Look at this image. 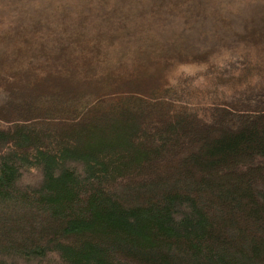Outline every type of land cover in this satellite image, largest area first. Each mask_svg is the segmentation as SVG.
Here are the masks:
<instances>
[{"label":"trees","instance_id":"obj_1","mask_svg":"<svg viewBox=\"0 0 264 264\" xmlns=\"http://www.w3.org/2000/svg\"><path fill=\"white\" fill-rule=\"evenodd\" d=\"M95 2L57 18L80 39L0 27V264H264V4L149 3L168 34L139 69L89 55L123 21Z\"/></svg>","mask_w":264,"mask_h":264},{"label":"rangeland","instance_id":"obj_2","mask_svg":"<svg viewBox=\"0 0 264 264\" xmlns=\"http://www.w3.org/2000/svg\"><path fill=\"white\" fill-rule=\"evenodd\" d=\"M28 2V0H25ZM38 3H0V7L4 6V11L10 13V15H7L3 19L0 18V27L4 30L6 27H13V17L15 13H17L19 8H22L25 13L28 14V21H25L24 23L29 24L28 28L31 27L30 25H41L42 35H47V39L50 35H48L47 30L50 26H54V32L52 33L51 38L58 39L59 40H65L66 37L70 36L72 34V38L80 39L81 33H80V25H75L73 28L74 30L72 32H66L63 31V35H56L58 32V26L57 25H65L67 20L64 21H58L57 18H63L64 14L68 18L69 15L66 13V11L75 12L76 7H82L84 9H90L91 7L94 9L99 8L100 3H96V0H61L63 6H66V9L64 10V7H61V11L63 10L64 13H60L56 10V5L60 0H49V2L52 1V3H41V2H48V0H34ZM162 0H113V3L105 4L103 7H106V9L110 10L111 17H122L123 21L120 24V29L115 32V34H118V38L116 40H112L111 44L112 46L109 47L108 51L105 50V48H102L103 44H99V41L103 38H110L111 32L108 30L105 31V34H101L98 31L97 28H88L86 29V32H89V37L93 39H98L96 41L97 50H90V54L92 58L96 59L99 57L101 59L102 54H105L104 56V62L107 64L108 67L111 66H118L122 65L124 67H134V68H143L145 66L150 65V59H152L151 54L148 55L146 52H148L149 49H156L155 53L157 56H159V38L164 39L167 37L168 32L164 29H154L151 30L149 28L150 25H154L159 23V17L156 18V15H152L153 19H149L146 21L145 19H141L143 17H147L153 13H157L159 15V5L155 6V8H152L149 3H159ZM166 1V0H164ZM170 1V0H168ZM55 2V3H54ZM66 2V3H65ZM85 3V4H84ZM204 3H208L209 5L213 4L215 8H219L221 10H225L226 12H231L233 15L238 16L242 14L245 10L252 11L249 7H256L258 4H264V0H204ZM264 6V5H263ZM147 8L148 10L144 11ZM38 10H41V12L44 13V15H38L35 12H38ZM87 12L86 10H84ZM97 11V10H95ZM88 14V13H85ZM226 14V13H225ZM225 14L221 17H219L223 22L225 21ZM80 13H75V16L78 17ZM12 17V18H10ZM39 17V18H38ZM72 19L75 21L74 16L72 15ZM94 17V16H92ZM151 18V17H150ZM92 19H95L92 18ZM91 20V19H90ZM58 21V22H57ZM100 27V26H99ZM113 29H118L117 24L112 25ZM224 29V28H222ZM19 29H17L18 31ZM24 30V29H23ZM16 31V30H15ZM43 32H46V34H43ZM28 38H32V35H28ZM116 37V36H115ZM2 38V36H1ZM70 38V37H69ZM62 42V41H61ZM104 42V39H103ZM58 43V42H57ZM99 44V45H98ZM110 44V45H111ZM153 60V59H152ZM98 65H101L102 62H96ZM197 70L198 68L194 66L190 67H180V70H183L184 73H193L194 70ZM195 70V71H196ZM197 80H194V82H197ZM39 173L36 170H30V171H24L21 182L20 183H29V184H36L39 181ZM52 261H55V264H59V262L56 261L55 256L49 255L48 256V264H52ZM19 262V261H17ZM32 264H39V263H32Z\"/></svg>","mask_w":264,"mask_h":264}]
</instances>
